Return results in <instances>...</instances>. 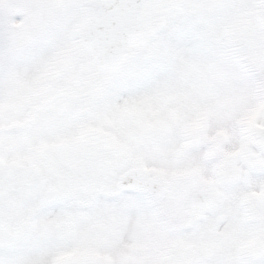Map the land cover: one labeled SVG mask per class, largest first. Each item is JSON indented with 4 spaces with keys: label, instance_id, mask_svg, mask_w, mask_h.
Instances as JSON below:
<instances>
[{
    "label": "snow or ice",
    "instance_id": "snow-or-ice-1",
    "mask_svg": "<svg viewBox=\"0 0 264 264\" xmlns=\"http://www.w3.org/2000/svg\"><path fill=\"white\" fill-rule=\"evenodd\" d=\"M0 264H264V0H0Z\"/></svg>",
    "mask_w": 264,
    "mask_h": 264
}]
</instances>
